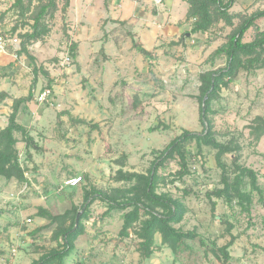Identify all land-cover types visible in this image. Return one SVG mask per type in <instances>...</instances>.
<instances>
[{
  "label": "rangeland",
  "instance_id": "rangeland-1",
  "mask_svg": "<svg viewBox=\"0 0 264 264\" xmlns=\"http://www.w3.org/2000/svg\"><path fill=\"white\" fill-rule=\"evenodd\" d=\"M247 2H253L252 8V4L244 8L239 0L231 12L249 14L264 9V0ZM0 20L9 26L2 33L18 36L22 44L31 22L12 11ZM191 21L187 20L188 28L178 40L160 39L148 58L130 45L133 37L126 35L118 51L108 45L109 36L97 28V21L77 20V13L68 17L59 10L50 21L48 35L29 42L31 57L18 55L16 60L21 62L15 65L21 67L24 78L30 77L26 86L34 87L35 95L41 87L51 88L53 94L43 104L33 96L25 111L30 114L21 118L25 124L32 122V111L40 107L31 132L41 150H31L33 162L27 159L26 146L19 151L28 186L0 176V264H33L44 253L62 247L57 224L40 216V207L62 214L76 206L82 215L85 191L112 192L128 185L116 180L118 170L148 173L161 151L183 131L204 130L200 75L226 65V55L216 50L234 26L220 22L207 35L192 34ZM238 22L235 19V25ZM16 25L19 28L14 32ZM259 31H264V18L247 31L244 40L251 41ZM73 42L78 43L76 57L70 50ZM68 52L72 61L62 66ZM34 65L38 67L36 78ZM210 117L219 141L240 146L237 161L257 172L262 193L253 190L247 178L243 189L251 193L252 200L247 208L238 199L230 202L208 196L223 187L217 150L204 146L199 152L191 141L187 144L190 173L180 179L178 159H169L159 169L165 180L157 191L184 201L188 212L176 227L197 232V238L186 239L175 251L157 233L151 256L145 258L139 251L140 224L136 222L128 234H121L123 212H108L107 202L98 198L83 220L85 230L75 239L66 264H264V135L258 141L252 134L257 118L264 121V53L261 62L241 69L223 86ZM17 135L21 141L23 135ZM235 155L227 153L223 158L231 177ZM74 175H82V183L60 191L63 181ZM230 242L226 261L218 248Z\"/></svg>",
  "mask_w": 264,
  "mask_h": 264
},
{
  "label": "trees",
  "instance_id": "trees-1",
  "mask_svg": "<svg viewBox=\"0 0 264 264\" xmlns=\"http://www.w3.org/2000/svg\"><path fill=\"white\" fill-rule=\"evenodd\" d=\"M186 1L189 4L186 20H192L190 31L192 34L201 32L207 35L220 22H224L228 26H234V29L228 35L227 41L216 50L217 54L226 55V65L218 69L205 71L200 75V119L204 125V130L199 133L189 130L183 131L181 135L176 137L161 151L148 173L118 170L116 180L125 182L128 185L116 187L112 192L98 189L85 191L84 205L81 208L84 209V212L80 216L78 226H76L77 215L80 210L78 207L74 206L62 214H53L44 207H40L38 214L49 219L51 224H57L56 236L62 239V247L44 253L33 264H66V259L75 248V239L85 230L83 220L87 216V212L94 200L98 198L107 202L108 212L112 210L123 212L124 225L121 234H128V229L136 222L140 224V229L137 231L139 237L142 238L139 251L145 258L151 256L157 233L161 234L162 243L175 251L183 245L186 239L197 238V232L183 231L181 228L176 227V224L182 222L188 212V207L184 201L173 197L170 192L157 191L159 184L165 180L160 175L159 169L169 159H178L180 165L178 175L180 179L190 173L187 144L191 141L196 142L199 152H202L204 146L217 150L216 161L222 170L223 187L208 193V196L225 197L230 202L238 199L239 203L247 208V205L252 202L251 193L243 189L247 178L251 188L262 193L257 172L251 167L239 164L237 161L239 159L237 152L240 150V146L233 144L232 141L221 142L216 138V131L214 130L210 113L212 111V103L223 86H227L241 69L261 62V57L264 53V31H259L251 41H245L244 38L247 31L256 26V22L259 19L264 18V9H258L253 13L247 14L236 11L231 12L236 0ZM70 4L71 0H15L12 2L8 9L0 15V18L12 11L17 18L31 22L27 23L30 29L23 34L25 40L21 44L19 54H28L31 57L28 49L29 42L43 40L51 31L50 21L55 19L59 10L65 16ZM235 19H239L236 25L234 23ZM18 28V25H16L13 31H17ZM181 41L183 40L181 39ZM133 47L145 57L149 58L153 54L152 51L137 42L134 37ZM77 48V42L71 43L70 50L74 57L78 55ZM33 71L34 78H36L38 73L36 65H34ZM33 88L26 97L14 100L13 112L9 116V123L5 128L0 129V176L7 180L16 179L21 183L28 182V179L20 162L19 149L17 148L19 139L16 134L21 133L23 135L29 161L33 159L32 149L35 151L41 150L30 130L17 119L22 105L27 104L33 98ZM24 109H26V106H24ZM77 121L87 123L83 119H77ZM256 121L258 124L252 127V134L259 141L264 135V121L261 118H257ZM227 153L236 154L234 157V177H231L228 165L223 160ZM172 182L175 181L173 180ZM184 192L189 193L188 191ZM212 204L213 208L217 205L215 201ZM142 215L145 218H142ZM69 220L71 222L67 225ZM231 244L230 242L218 248L226 261L230 259L228 248ZM71 264L82 263L78 261Z\"/></svg>",
  "mask_w": 264,
  "mask_h": 264
},
{
  "label": "crops",
  "instance_id": "crops-1",
  "mask_svg": "<svg viewBox=\"0 0 264 264\" xmlns=\"http://www.w3.org/2000/svg\"><path fill=\"white\" fill-rule=\"evenodd\" d=\"M14 1L0 0V15ZM242 1L244 8L250 4H252L250 6L252 8L253 2ZM188 7L189 4L186 0H163L162 6L157 5L154 0H71L67 16L77 13V20L97 21V28L106 30L109 36L108 45L116 47L118 51L121 50L123 42L126 41L124 38L126 35L134 37L146 49L151 50L158 44L160 39L170 36L174 40H178V37L188 28L186 20ZM251 10L249 9L248 12H252ZM8 28L9 26L6 22L0 20V33L3 32V29L7 30ZM132 39L130 38L129 41L131 46H133ZM15 49L14 46L10 45L6 53H0V129L5 128L9 123V116L13 112L14 100L26 97L32 89L26 86V82H31L30 77L24 78V73L20 72L21 67L15 65L21 62L16 60L18 56L15 54ZM20 57L22 56L20 55ZM9 67H13L16 70L11 71ZM43 89L45 88L41 87L39 91ZM34 91L35 88H33V93ZM33 96L35 99V93ZM24 106L27 108L29 104L22 105L17 119L33 135L31 129L35 124L34 118L40 107L32 111V122L25 124L21 118L25 114H30V112L26 113ZM17 134L16 136L18 137ZM23 146H26V142L22 139L17 144L19 151ZM12 180L17 181L16 179Z\"/></svg>",
  "mask_w": 264,
  "mask_h": 264
},
{
  "label": "built area",
  "instance_id": "built-area-1",
  "mask_svg": "<svg viewBox=\"0 0 264 264\" xmlns=\"http://www.w3.org/2000/svg\"><path fill=\"white\" fill-rule=\"evenodd\" d=\"M154 2L159 5L162 6L163 5V0H154ZM14 46L15 49V54L18 56L19 54V50L21 49V41L18 38V36H12V35H6L3 33H0V53H6L8 51V47L9 46ZM72 61V57L70 56L69 52L66 53V55L63 57L61 65L65 66L70 64ZM53 94V90L51 88H45L41 91H39L38 95H36V99L40 104L46 103ZM23 154L21 152H19V158H20V162L23 165ZM27 172L25 171V175L27 177ZM28 178V177H27ZM83 181V176L82 175H74L71 177H68L67 179H65L63 181V183L61 184L59 190L62 191L67 187H77L78 185H80ZM29 182H26V186H28ZM28 222L32 221V218L29 217Z\"/></svg>",
  "mask_w": 264,
  "mask_h": 264
},
{
  "label": "water",
  "instance_id": "water-1",
  "mask_svg": "<svg viewBox=\"0 0 264 264\" xmlns=\"http://www.w3.org/2000/svg\"><path fill=\"white\" fill-rule=\"evenodd\" d=\"M80 216H81V211L78 213V215H77V223H76V226H78V223H79V219H80Z\"/></svg>",
  "mask_w": 264,
  "mask_h": 264
}]
</instances>
